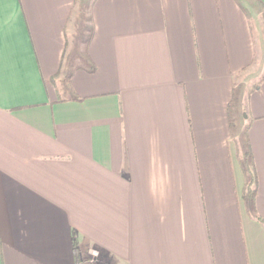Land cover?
I'll return each mask as SVG.
<instances>
[{
	"label": "crops",
	"instance_id": "obj_1",
	"mask_svg": "<svg viewBox=\"0 0 264 264\" xmlns=\"http://www.w3.org/2000/svg\"><path fill=\"white\" fill-rule=\"evenodd\" d=\"M251 1L0 0V264H264Z\"/></svg>",
	"mask_w": 264,
	"mask_h": 264
},
{
	"label": "rangeland",
	"instance_id": "obj_2",
	"mask_svg": "<svg viewBox=\"0 0 264 264\" xmlns=\"http://www.w3.org/2000/svg\"><path fill=\"white\" fill-rule=\"evenodd\" d=\"M86 1H89V0H84V2H86ZM239 1L241 4H243V6L246 8V10H247V12H249V14H250V11H254L256 9V7L253 5V3L251 4V2H252L251 0H239ZM249 4H251V5H249ZM82 9H86V8L81 6V12H85V10L82 11ZM250 15L253 18V16H252L253 14L251 13ZM260 33H261V35H260ZM263 33H264V29H263V31L261 29L259 33L257 32V34L262 36V38L264 37ZM79 35H80V30H79ZM92 254L93 255L96 254L95 250L92 251Z\"/></svg>",
	"mask_w": 264,
	"mask_h": 264
},
{
	"label": "trees",
	"instance_id": "obj_3",
	"mask_svg": "<svg viewBox=\"0 0 264 264\" xmlns=\"http://www.w3.org/2000/svg\"><path fill=\"white\" fill-rule=\"evenodd\" d=\"M252 182V181H251ZM252 191V190H251ZM76 264H79L78 260H76Z\"/></svg>",
	"mask_w": 264,
	"mask_h": 264
}]
</instances>
